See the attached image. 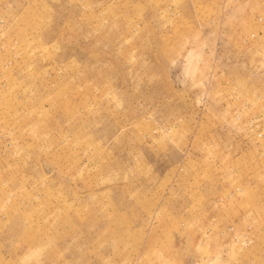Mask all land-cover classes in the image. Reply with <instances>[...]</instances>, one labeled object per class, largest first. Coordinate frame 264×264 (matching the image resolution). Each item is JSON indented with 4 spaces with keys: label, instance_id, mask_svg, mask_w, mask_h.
Returning a JSON list of instances; mask_svg holds the SVG:
<instances>
[{
    "label": "rangeland",
    "instance_id": "374dc122",
    "mask_svg": "<svg viewBox=\"0 0 264 264\" xmlns=\"http://www.w3.org/2000/svg\"><path fill=\"white\" fill-rule=\"evenodd\" d=\"M0 264H264V0H0Z\"/></svg>",
    "mask_w": 264,
    "mask_h": 264
}]
</instances>
